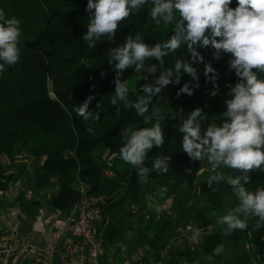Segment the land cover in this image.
Here are the masks:
<instances>
[{"label":"trees","instance_id":"obj_1","mask_svg":"<svg viewBox=\"0 0 264 264\" xmlns=\"http://www.w3.org/2000/svg\"><path fill=\"white\" fill-rule=\"evenodd\" d=\"M86 5L87 0H0V9L8 17L18 18L22 30L18 43L19 61L6 66L0 73V157L15 160L18 155L27 154L33 161L35 187H47L54 176L58 186L46 200H28L26 190L20 188L9 204L17 203L21 212L30 219L43 209L50 213H69L80 201V186L85 183L89 194L107 196L103 214L109 217L128 204H137L142 194L145 195L146 186L157 183L154 197H150L153 201L145 210L138 206L126 211L136 219L135 226L130 225L133 227V240L148 245L156 255L169 242L175 226L181 223L185 200L191 201L198 194L208 204L205 208H196L185 218L204 229L200 232L202 246L195 248L183 240L168 249L164 264H209L224 239L232 251V264H264V222H260L258 227V218H250L246 229L223 235L224 226L218 221L239 201L227 179L214 182L212 188L206 184L207 178L216 172H222L225 178L241 173L223 165L205 169L202 168L203 160H191L181 149L182 134L177 127L179 119L167 117L176 109L182 108L187 115L200 107L208 116L206 124L218 123L220 114L226 111L224 101L230 98L226 95L230 90L228 86H234L238 79L234 70L228 67L230 54L221 53L217 60L213 58L211 47L198 49L204 62L193 65L199 77V87L193 89V95L177 96L184 83L190 82V87L195 83L185 73L181 75L179 84H170L160 96L152 98V103L165 116L161 123L164 145L148 152L145 166L151 168L156 157H170L169 171L161 174L152 171L148 182L142 184L136 169L120 159L119 148L123 140L119 132L130 124L139 127H150L151 124L145 125L143 118L134 109L124 107L122 102L118 103L119 115L115 114L117 106L110 104L115 91V71L107 63V49L122 44L127 35L136 32H140L149 45L163 42L171 35L172 25L159 19L152 20L148 15L151 7L148 4L120 22L114 43L109 44L106 38H101L94 48H88L87 42L81 39L87 31ZM230 7H236V0H232ZM175 19H179V12L174 9ZM188 55L186 46H182L164 57V66L172 67L176 58L187 59ZM147 62L158 63L154 58ZM205 63L218 73L215 83L219 87L215 96L210 95L213 83L204 75ZM143 76H147V81L140 79ZM135 77L139 86L136 89L132 85L128 87L130 101L143 95L141 86L144 83L154 80L148 73L138 74L133 69H128L121 79L128 84ZM89 95L95 97L89 109L100 115L99 122L92 124L94 135L86 131L91 121L85 122L73 110ZM97 103L100 105L98 108ZM102 150H107L105 159L110 158V165L100 160ZM106 167L111 169L112 175L105 174ZM249 175L250 183L245 185L247 189L254 191L264 187V171L253 170ZM13 179L11 172L0 170V206L6 205L3 193ZM185 180L186 187L183 186ZM162 186L167 191L160 195ZM167 206H175L178 221H173L171 212L165 217L156 211L157 207L164 209ZM121 235L122 230L110 220L103 231V242L115 243Z\"/></svg>","mask_w":264,"mask_h":264},{"label":"clouds","instance_id":"obj_2","mask_svg":"<svg viewBox=\"0 0 264 264\" xmlns=\"http://www.w3.org/2000/svg\"><path fill=\"white\" fill-rule=\"evenodd\" d=\"M231 3L232 0H87V31L81 37L88 48H94L101 38L112 44L120 22L148 4L151 5L148 15L152 20L159 19L172 25L171 35L163 42L149 45L144 42V36L136 32L127 35L122 44L107 49V63L115 71V91L110 100L111 105L117 106L115 114L119 115L118 103L122 102L124 107L134 109L145 125L151 124L150 127L130 124L119 132L123 140L119 148L120 159L136 169L142 184L148 182L152 171L158 174L169 171L170 157H156L151 168L145 166L148 152L164 145L161 123L165 116L152 103V98L160 96L170 84H179L185 73L195 83L191 87L190 82L184 83L177 96L193 95V89L199 87V77L193 65L204 62L198 49L211 47L213 58L217 60L221 53L230 54L228 67L234 70L238 79L234 86H228L230 90L226 95L230 98L224 101L226 111L220 114L218 123L206 124L208 116L200 107L187 115L182 108L176 109L167 116L179 119L181 149L191 160H207L216 168L223 165L241 173L225 178L222 172H216L206 180L208 187L212 188L214 182L227 179L239 201L218 221L224 226L225 236L246 229L250 218H258V227L264 222V187L254 191L245 187L250 183L249 174L253 170L264 171V0H236L235 8L230 7ZM174 9L179 12V19L174 20ZM20 24L18 18L8 17L0 9V73L20 59ZM182 46H186L188 58H176L172 67H165L164 57ZM153 58L158 63L147 62ZM128 69L154 77L152 83L141 86L143 95L137 96L135 101L129 100L127 83L121 79ZM204 75L213 83L210 95H217L219 86L215 81L218 73L205 63ZM140 79L147 81V76ZM94 98L87 96L73 109L85 122L91 121L86 131L93 135L92 124L100 120L99 112L89 109ZM99 106L97 103L96 108ZM183 186H187V180ZM166 191V187L159 188L160 195ZM161 210L156 208L157 212Z\"/></svg>","mask_w":264,"mask_h":264},{"label":"built area","instance_id":"obj_3","mask_svg":"<svg viewBox=\"0 0 264 264\" xmlns=\"http://www.w3.org/2000/svg\"><path fill=\"white\" fill-rule=\"evenodd\" d=\"M107 162L108 165L111 164L110 158ZM209 167L215 168L212 164ZM104 172L106 175L113 174L111 169L107 167ZM80 192V201L62 219L57 220L52 217L47 219L43 215H37L34 218L30 232L42 236L43 243L41 245H31L21 240L0 236V256L9 258L15 264L24 253L31 250L43 259V264H50L49 260L55 254L59 256L61 261L85 254L88 264H101L104 249L103 231L110 223V218L103 214L107 196L89 194L85 183H81ZM14 210L17 212L19 208ZM133 213L136 214V210H133ZM131 223L132 226H135V216ZM98 228L99 232H97ZM203 231L204 229L197 227L191 219L179 223L175 226L169 242L158 250L153 264H164L168 249L172 246L173 241L179 237L189 242L193 247L200 248L202 246L200 232ZM66 232L74 236L76 240H67L59 248L61 238Z\"/></svg>","mask_w":264,"mask_h":264},{"label":"crops","instance_id":"obj_4","mask_svg":"<svg viewBox=\"0 0 264 264\" xmlns=\"http://www.w3.org/2000/svg\"><path fill=\"white\" fill-rule=\"evenodd\" d=\"M19 189L20 188H18V190ZM26 197L28 198V200H34L32 198H29L27 192ZM3 200L6 205L0 206V236L14 240H21L31 245H41L43 243L42 236L31 234L30 232L31 223L34 219L26 217V215L21 212L20 206L17 203L14 205L9 204L12 200H8L4 196ZM139 207H142L141 202L139 204ZM15 208H19V211L16 212L14 210ZM120 210L121 209H119V212H117L116 214H110L109 217L110 220L113 223H116V226L122 230V235L120 239L115 243L103 242L104 249L102 252L103 254L101 264H153L156 257V251L148 245L138 244L133 240V227L130 226L132 224L131 222L133 217L127 215V212H123ZM67 214L68 213H50L47 210L43 209L37 215H43L44 218L47 219L52 217L57 220H60ZM67 240H76V238L70 233H64L59 243V248H61ZM182 242L183 240L179 237L175 241H173L172 246L179 245ZM43 262V259L39 255L35 254V252L30 250L24 253L15 264H43ZM49 263L88 264V261L85 254L70 257L65 261H61L59 256L55 254L50 258ZM0 264L13 263L9 258L5 256H0ZM210 264H213V262H210Z\"/></svg>","mask_w":264,"mask_h":264},{"label":"rangeland","instance_id":"obj_5","mask_svg":"<svg viewBox=\"0 0 264 264\" xmlns=\"http://www.w3.org/2000/svg\"><path fill=\"white\" fill-rule=\"evenodd\" d=\"M137 77L131 79L127 87L133 86L135 89L139 86V81H136ZM132 88V87H130ZM133 88V89H134ZM100 160L105 161L106 163L108 159H105L107 156V150H102ZM211 163L207 160H203L202 162V168L208 169L210 168L209 165ZM32 165L33 161L32 159L25 153H22L17 156L15 160H10L6 157L1 156L0 157V170H7V172H11L13 175V180L11 181V184L9 185V188L5 193H3V196L6 197L8 200H12L14 196L16 195V190L18 191V188H23L26 190L29 198L32 199H41V200H46L57 188V183H56V178L55 176L52 177L51 183L41 189H37L34 184V174L32 170ZM158 184L157 183H150L149 185L146 186L144 189V194H142L141 199L138 201L137 204H128L126 208H138L137 205L139 206L140 202L142 204V207H140L142 210L147 208V205L149 203H152V199L154 197L155 191L157 189ZM16 188V189H15ZM15 189V190H14ZM152 194V195H151ZM144 196V198H143ZM185 208H184V213H183V219L189 217L190 212L195 211L196 208H205L208 204L205 200L200 198V196L197 194L194 199L190 200H185L184 201ZM155 205V202H153ZM126 208H120V211L126 212L129 209ZM166 208V209H165ZM165 209V211H164ZM162 208L160 213H163V216H167L170 212L172 213V218L173 221L176 222L179 220V215L177 214V210L175 206H167ZM118 211H114L113 213H117ZM209 217H211L209 215ZM243 219V217H241ZM183 219L181 222H183ZM190 219V218H189ZM231 254L232 251L230 250L229 246L226 243V240L224 239V242L222 245H220L214 252L213 256L211 257L210 261L213 264H232L231 262ZM210 264V263H209Z\"/></svg>","mask_w":264,"mask_h":264}]
</instances>
